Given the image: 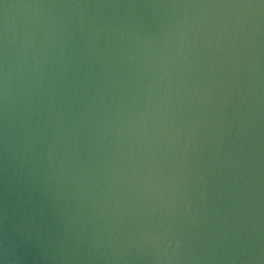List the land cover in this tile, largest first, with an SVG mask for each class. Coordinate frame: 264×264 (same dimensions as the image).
I'll list each match as a JSON object with an SVG mask.
<instances>
[{
  "label": "water",
  "instance_id": "obj_1",
  "mask_svg": "<svg viewBox=\"0 0 264 264\" xmlns=\"http://www.w3.org/2000/svg\"><path fill=\"white\" fill-rule=\"evenodd\" d=\"M0 264H264V0H0Z\"/></svg>",
  "mask_w": 264,
  "mask_h": 264
}]
</instances>
